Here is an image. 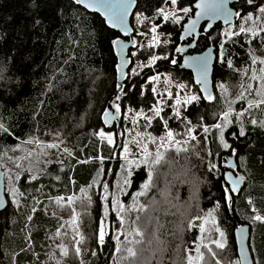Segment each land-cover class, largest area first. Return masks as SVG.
<instances>
[{
	"label": "trees",
	"instance_id": "16d2710c",
	"mask_svg": "<svg viewBox=\"0 0 264 264\" xmlns=\"http://www.w3.org/2000/svg\"><path fill=\"white\" fill-rule=\"evenodd\" d=\"M136 1L135 15L143 13L163 26L159 29L160 46L155 49H133L131 53L137 54L130 56L132 65L146 64L150 53L167 56V59L159 60L153 68H145L139 75H131L128 71L121 93L117 68L119 60L112 43L121 35L111 29L101 15L87 11L73 0H0V123L9 129L8 133L0 130V156L11 147L31 139L39 142L46 161L38 179L31 180L26 172L18 176L15 183L18 206L9 203V207L0 214L1 264H47L53 245L61 244L69 250L67 256L63 255L62 264H187L186 255H196L195 247L201 237L198 228L188 229V222L209 212L213 213L217 226L225 233L226 247L219 249L211 243L214 239H220L214 230L210 235L205 233L203 243L208 244L216 256L213 257L206 248L201 247L205 256L201 264H216V261L226 259L239 264L235 231L244 225L250 227L255 264H264V223L254 219L257 214L264 216V128L254 127L248 122L252 118L264 120L257 110L243 117L247 135L236 139L229 135L239 126L233 115L234 123L225 132V139L232 145L230 149L221 146L217 130L213 128L209 134H205L197 126L195 134L200 143L196 145L195 152H199L203 159L193 154L191 149L187 154L168 152L166 158L170 163L157 166V175L153 178L160 192L154 188L148 196L140 198L141 203L151 205L147 213L140 215L158 217L159 224L164 226L160 230L163 243L154 240L150 246H137L136 259L127 258L126 252L116 251L120 245L115 240V234L121 226L112 210L111 193L116 194L115 188L123 171V140L118 135L113 146L97 135L104 129L116 131L104 127L103 113L110 111L114 103H119L123 128L126 125V109L150 112L156 98L151 91L153 83L149 82V78L155 72H160L187 83L201 97L199 101L184 106L181 111L183 118L191 120L193 125L202 123L211 127L223 123L221 117L227 104L219 84H226L227 99L235 100L238 94L236 86L241 79L244 83H254V88L257 85L256 81L248 79L251 69L259 65H251L247 54L249 49H254L256 56L264 58V47L258 46L255 40L249 45V37H234L235 43L230 41L225 44L228 58L232 59L236 69L248 67V77H241L225 64L218 63L217 59L213 73V96L216 99L208 101L195 84L192 72L179 69L183 54L176 51L183 44V25L193 16V5L197 0H181L182 6L191 7L192 12L180 24L164 22L162 18L155 17L158 7L168 5L163 0ZM260 2L256 0L257 4ZM233 7L245 12L253 8L244 1ZM135 15L132 25L137 44L147 45L145 37L150 35L142 37L137 34L147 31V22L140 25ZM242 23L237 18L234 26L223 28L219 24L209 33H203L193 53H202L213 46L218 57L219 44L226 39L223 33ZM165 40L168 43H164ZM192 41L186 43L191 44ZM172 60L176 63L173 64ZM117 95L121 96L120 100H116ZM244 106L246 101H236L232 108L238 112ZM163 116L175 133L185 132L184 120H177L172 108H167ZM150 132L154 136L163 135V122L155 119ZM58 133L61 134L59 138ZM205 135L211 156L205 151ZM178 137L184 138L181 135ZM49 143H59L60 147H44ZM65 148L70 150L71 155L64 152ZM232 149L236 151L235 156L231 155ZM100 156L104 157L102 164L97 159ZM231 157H235L236 161L233 172L244 177V184L239 193H231L233 199L229 208L224 199V189L227 188L225 177L230 170L228 161ZM85 160L89 162H80ZM209 161L217 165L211 172L207 169ZM101 167L102 175L99 174ZM9 179L12 181L11 175ZM146 179L144 167L135 169L128 194L121 198L126 206L132 203L133 193L140 190ZM104 183L109 185L110 193L107 201L110 234L101 246L98 244V230L105 213ZM6 194L8 196L7 183ZM56 197L65 198L62 206L55 204ZM68 197L82 198L85 202L76 199L75 203L68 205ZM88 197H91L90 201ZM249 200L252 204L248 203ZM33 207L36 208L34 213ZM77 214L79 232L85 238L80 257L75 255L72 239L75 233L71 221ZM29 215L32 216L30 221ZM202 222L195 220L198 225ZM140 226L151 233L158 225L153 220L151 226L143 222ZM207 227L212 229L211 224ZM58 230L60 237L55 235ZM147 238L152 239L151 235ZM189 249L190 253L186 251Z\"/></svg>",
	"mask_w": 264,
	"mask_h": 264
},
{
	"label": "snow or ice",
	"instance_id": "6c2138e0",
	"mask_svg": "<svg viewBox=\"0 0 264 264\" xmlns=\"http://www.w3.org/2000/svg\"><path fill=\"white\" fill-rule=\"evenodd\" d=\"M73 2L76 5H83L86 8H91L96 12L102 13L106 19L107 23L114 29H120L121 32L125 37H128L132 34L134 31L133 27H129L128 25V17L131 14V9L135 6L136 0H73ZM244 2L247 5H252V11L245 12L243 9H236L233 11V9L228 7L229 0H200L198 4H196V7L200 9L199 12L196 13L197 19L192 20L191 24L188 27L187 35H191L192 32L195 31V25L197 23V20H199L202 17H208L212 20L215 19H223L226 24H230L232 17L235 16L239 18V20L243 21L242 24H238L235 28H233L231 31H225L223 33V36L226 38L223 42H220L219 48L220 51L218 53V63L225 64L228 68L233 69L234 72H237L241 77H248L249 68L244 67L242 69H236L233 65V61L229 57V54L227 52V49L225 48V44L229 43L230 41L232 43H235L234 37L237 36H245L249 37L247 40V43L250 45L252 44L253 40L256 41L257 45L260 47H264V0H261L259 4L256 3V0H244ZM163 3L168 4L171 6V10L166 9L163 6H160L156 9L155 17L156 18H162L164 22H171L173 24H180L182 20L181 13L184 15H187L188 13L192 12L191 7H185L182 6L181 0H163ZM135 19L138 21L140 25H144L145 22H147V31L145 32H138L137 34L144 37L150 35V41L147 45L137 44V41L133 38L131 43L133 47L143 48L147 47L149 49H155L160 46L161 44V33L159 32V29L163 26L162 24H159L156 22V19L152 17L145 16L143 13H137L135 15ZM211 23L208 24V28H211ZM112 43L115 45L117 50V55L121 56V64H120V72L121 76H124L125 73L123 71L124 66L131 63V60H125L123 58V50L128 47V45L124 44L121 39L118 37L113 39ZM164 43H168L167 40L164 41ZM185 49L183 48H177V52H183ZM254 49H249L248 56L250 58L251 65L259 64L261 67L258 69L253 68L251 69V76L248 77L250 81H256L257 85L254 88L253 84L251 82L244 83L243 79H241V82L236 86L238 88V94L236 96L235 100H228L227 99V93H228V86L224 83L219 84V88L222 90V93L225 94V102L227 104V109L223 111L222 113V121L223 123H216L212 125L211 127L203 125L202 123L198 125H193L191 120H187L186 118H183L181 116V107H184L186 105L192 104L193 102H197L201 99L200 96L196 94L192 95H186L184 98H180L177 94V97L175 98V108H174V116L177 120H184L185 122V132L184 133H175L168 125V120L164 118L161 113L164 112V106L167 104V100L164 99V96L166 94L167 99L171 100L173 99V93L168 90L166 93L164 92H158L157 88L153 87L151 91L155 93L157 96L160 97V100L151 107L150 111L152 112V115H148L143 110L136 111L134 109H126L128 112L134 113L133 116L130 117L132 123L138 124L139 120L142 118L146 122V127H151L153 119H159L163 122V135L161 136H153L152 133H141L136 132V137L130 140L129 142L125 143L123 147V159L125 161V164L122 166V170L125 173L122 182L117 185V187L120 189V192L123 195L128 194V188L131 187V177L135 174V169H139L140 167H144L147 172V179L146 181L141 185V188L139 191L133 193L132 196V203L129 205H125L122 201H120L115 193H111L113 196V207L112 210L115 211L116 216L118 218L119 224L121 226L120 230L116 232L115 234V240L119 247L116 248L117 252H126L127 258L136 259L138 257V248L137 246L141 245H151L153 241H159L160 243H163L160 237V230L164 227L162 224H159V218L158 217H151V216H144L142 217L141 213H147L149 207H151L148 203H141L140 198L148 196L149 192L152 191L154 188L159 193L160 190L157 187V185L154 183V176L157 175V166H163L165 164L170 163L169 159L166 158V155L168 152H174L176 154H179L181 152L183 153H189L190 149L192 150L193 154H195L198 158L203 159V157H200L199 152H195L196 145L200 143V141L197 138V135L195 134L196 127L199 126L202 128L203 132L205 134H209L211 130L214 128L218 131V139L221 144V146L224 149H230L232 148V145L228 143V141L225 139V132L228 131V128L233 125V115L237 118L236 122L238 123V129L235 131H232L229 133V135L233 138H239L244 137L247 135V132L245 130L244 126V120L243 117L247 115H252L253 110H257L260 112L261 116H264V58L258 57L254 54ZM137 53L132 52L130 53V56H135ZM167 59V56H161V55H153L150 53V59L148 60L147 64L140 63L137 64V68L143 69L145 67H153L156 65L157 61ZM208 60L209 57H192L190 60H186V64L189 67H193L197 72V78L196 83L203 85V91H204V98L208 101H213L216 99L215 96H213L210 92H208L207 88V66H208ZM172 63L175 64L176 61L172 60ZM131 75H139V72L136 70V68L132 69ZM203 77V78H201ZM161 80L160 74L153 75L149 78V82H159ZM166 82L171 85L172 81L170 77L165 78ZM177 89H179L181 92L184 91L185 88H187V85L185 84H176L174 85ZM121 88V93H123V86H119ZM134 87V86H133ZM49 88H51V85H49ZM247 94V95H246ZM248 96H254L253 99H248ZM121 96L117 95L116 100H120ZM236 101H246V106L242 107V109L238 112L234 111L232 108V105L236 103ZM113 107L115 109L116 113L121 112V106L119 103H114ZM104 115V122L106 124H109L111 120H115L116 116H113L112 112L105 111L103 113ZM201 121L203 118H200ZM252 126L254 127H260L264 128V120H258L256 118H252L248 121ZM0 130H2L5 133L9 132V129L5 127L3 123H0ZM61 134L58 133L57 137L59 138ZM97 135L103 139L106 140L109 145L115 146L114 141V133H105L103 130L99 131ZM181 135L184 136L183 139H177V136ZM34 140H27L25 143H34ZM63 141H61L62 143ZM195 142V144L193 143ZM204 143H205V151L208 156H211L212 153L210 150L207 149V135L204 137ZM156 145V148L154 151H150L148 148V145ZM130 145H134L138 148V155L139 158H132L137 154H134L131 150ZM46 148L55 149L59 148V143H49L47 145H44ZM64 152L69 153L71 155V152L69 149L65 148ZM231 155L235 156L236 151L235 149H232ZM97 159L101 162H103L104 157L100 156L97 157ZM81 163H88L89 161H80ZM229 167L235 168L236 165L229 163ZM217 168V165L214 163H211L210 161L207 164L208 171H213ZM100 175L103 174V168L101 167ZM19 179V177H17ZM38 179L37 176H32L31 180ZM59 179V177H57ZM227 180L231 184V189L228 188L224 189L225 196L224 199L226 201V204L228 207H231L232 204V195L231 193H239L240 192V184L243 182L244 177L240 176L239 179H233V173L228 172L227 173ZM95 183V181H94ZM103 187V200L105 201V219L107 217V209H108V198H109V185L107 183H104L102 185ZM81 191H84L81 189ZM20 195H23V193H20ZM64 197H56L54 198V202L58 206H62L64 202ZM76 199H80L81 203H84L85 201L82 198H73L68 197L67 198V204L72 205L76 202ZM89 201L91 197L87 198ZM154 199V198H153ZM39 203V201H37ZM155 203H159V201H155ZM249 204H252V201H248ZM18 206V205H17ZM219 207V204H217V208ZM36 211V208H32V212L34 213ZM74 211V210H73ZM253 211H256L255 208H253ZM135 213V215H133ZM55 215V213H53ZM32 219V216H28V220L30 221ZM255 220L264 222V216L256 215L254 217ZM153 220H156L157 227L153 228L151 233L147 232L146 228H142L141 222H143L146 225L151 226L153 224ZM195 220H202L203 222L201 224H196ZM73 227V232L75 235H73L72 239L75 243L74 252L77 257H80L82 255V248L81 245L84 243V236L82 233L79 232V215L77 214L74 216V218L71 221ZM211 224L212 229H209L207 225ZM192 228H198L199 232L201 234L200 237V243L196 245L195 247V253L196 255L193 256L191 254L186 255V261L187 264H201V262L204 260V252L201 251V247L206 248L209 253L213 257L216 256V252L213 251V249L208 245L204 244L203 241L205 239V233L209 234L211 233V230H214L216 233L219 234L220 239H214L211 241L212 244L215 245L216 248L224 249L226 247V237L225 233L221 231V229L217 226V221L213 217V213L209 212L206 216H196L194 220H190L188 222V229ZM106 227H105V220L100 221L99 230H98V244L104 245L105 243V236H106ZM56 237L61 236V232L58 230L56 232ZM63 235H67V233H63ZM151 235L152 239H148L147 237ZM175 235V233H173ZM79 237V239H77ZM121 237L124 238L123 241H121ZM130 245V246H129ZM58 247L61 248L62 253L64 256H67L69 254L68 248L61 244L58 245ZM188 253L191 252V249L186 250ZM93 255L95 253L93 252ZM216 264H220L219 261H216Z\"/></svg>",
	"mask_w": 264,
	"mask_h": 264
},
{
	"label": "rangeland",
	"instance_id": "374dc122",
	"mask_svg": "<svg viewBox=\"0 0 264 264\" xmlns=\"http://www.w3.org/2000/svg\"><path fill=\"white\" fill-rule=\"evenodd\" d=\"M166 9L171 10V6L167 5L164 6ZM188 13L187 15H184L183 13H181V16L183 17L181 20V23L187 19L189 17ZM138 22V21H137ZM231 27V26H230ZM136 39V36H135ZM147 42L146 44H148V42L150 41V37L146 38ZM138 47H136L135 49H137ZM158 62V61H157ZM147 64V63H146ZM157 64V63H156ZM137 63H133V65H131L129 71L131 73L132 69L136 68V70L140 73L142 70H144L145 68H149V67H145L142 70L137 68ZM155 66V65H154ZM153 66V67H154ZM259 67H261V65H257L255 66L256 69H258ZM152 68V67H150ZM156 74H160L161 76V80L159 82H152L153 83V87L157 88L158 92H164L166 93V91L170 90L173 93V99L168 100L167 96L165 94L164 99L167 100V104L164 106V111L167 108H173V112H174V108H175V98L177 97V94L179 95L180 98H184L186 95H192V94H196L191 87H189L187 85V83L185 82H180L177 81L176 79H174L173 77H171L170 74L168 73H160V72H155L154 75ZM166 77H170L172 84L169 85L165 78ZM176 84H185L187 85V88L184 89L183 92H181L179 89H177L174 85ZM254 86V83H252ZM156 95V94H155ZM199 96V95H198ZM157 99H160L159 96H157ZM255 98L254 96H251L250 99ZM189 106V105H188ZM186 107V106H185ZM184 107H181V111ZM113 110L114 107L112 108ZM111 109V110H112ZM148 115H152V112H145ZM134 113L132 112H128L125 111L124 114V121L126 122V125H124L123 128H121V133H122V140H123V145L127 142H129L130 140H132L133 138L136 137V132H141V133H151L150 132V128L151 127H146V122L141 118L139 120L138 124H133L130 117L133 116ZM162 115V113H161ZM155 119H153L154 121ZM152 121V123H153ZM152 126V124H151ZM105 133H114V141L115 144L117 142L118 139V133L114 130V131H107V130H103ZM153 135V134H152ZM154 136V135H153ZM177 139H182L180 137L177 136ZM102 141H106L101 139ZM41 147L39 142H34V143H19L13 147H11L7 152L4 153L3 156H0V164L2 165L3 169L5 170L6 174H9V177L6 178V183H7V193H8V200L9 203H12L14 205H17L19 203V197L16 193V180L17 177L19 175H22L23 173H29L30 176H38L41 174V172L44 170V166L46 164V161L44 159L43 154L41 153V149L39 148ZM131 150L135 155L132 158H139L138 155V148L134 145H130ZM148 148L150 151H154L156 148V145H152L149 144ZM121 158L125 164V161L123 159V150L121 151ZM233 161L234 163H236L235 161V157H231L229 159V162ZM10 175L12 178V181H10ZM125 173L122 171L121 176L118 180V184H120L122 182V179L124 177ZM117 184V185H118ZM116 191V197L120 200L123 196V194L120 192V189L117 187L115 188ZM105 212V211H104ZM108 217V216H107ZM105 219V213H104V219L105 220V227H106V236H105V241L108 238L109 234H110V223H109V219ZM52 252L50 254L49 260L47 264H62V258H63V253L60 247H58V245H53L52 248ZM0 264H1V259H0ZM220 264H234L231 263V259H226V260H220Z\"/></svg>",
	"mask_w": 264,
	"mask_h": 264
},
{
	"label": "water",
	"instance_id": "95a60500",
	"mask_svg": "<svg viewBox=\"0 0 264 264\" xmlns=\"http://www.w3.org/2000/svg\"><path fill=\"white\" fill-rule=\"evenodd\" d=\"M242 1H244V0H229L228 7L233 9V11H235L236 9L233 6L235 4H239ZM199 2H200V0H197L196 3L193 5L194 14L183 25V29H182V32H181V41L182 42H186L188 40H193V41L189 45H185V46H180L179 47V48L185 49L183 52H177V53L183 54L182 63L179 66V69H183V70L192 72L193 77H194V82H195V84L197 86H199L201 94L204 96L205 94H204V91H203V85L196 83L197 72H196V70L193 67L187 66L186 60H190L192 57H205V56H208L209 60H208V66H207V69H208L207 70V81H208L207 88H208V92H210L212 95H214L213 73H214V66H215V64L217 62L216 48L212 46V47L208 48L206 51H204L202 53H193V52L196 49L197 42H198L200 36L202 35V28L203 27H204V32L205 33H209L215 26H217L219 24L222 25L223 28H227L229 26H234L236 24V22H237V17L233 16L230 24H226L223 19L212 20V19H210L208 17H202L199 20H197V23L195 25V31L192 32L191 35H187L186 33L188 31L189 25L191 24V21L197 19L196 13L200 11V9H198L196 7V4H198ZM80 6L85 8L87 11H89L91 13H98L99 15L102 16V18L107 23V19L102 13L96 12V11H94L91 8H86L83 5H80ZM136 10H137V1L135 3V6L131 9V14L128 17V25H129V27H133L132 20H133V17L135 15V13H136ZM210 23H211L212 27L208 28V24H210ZM107 25L111 29L119 32V34L121 35L120 39L123 41L124 44L128 45V47L123 50V58L125 60H131L130 53H131V51L133 49L136 48V47H133L132 43H131L132 39L133 38L135 39V34H136L135 30L132 32V34L130 36L125 37L120 29H114L108 23H107ZM190 52H192V53H190ZM117 57H118V60H119L118 67H117L118 68V84L120 86L121 85L123 86L125 81H126V79H127V77H128V71H129V69H130V67L132 65V61H131V63H129L126 66H124L123 71H124L125 75L121 76V72H120L121 56L117 55ZM201 78H203V77H201ZM119 92H121V88H120ZM110 112H112L113 116H116V119L115 120H111V118H109L111 122L109 124H106L104 122V117H103V125L108 130L116 129V132H118V135L122 136L121 126H122V122H123V116H122L121 112L120 113H116L115 110H113V109L110 110ZM229 163H232V164L236 165V163H234L233 161H230ZM229 163H228V167H229ZM229 168H230L229 172L233 173V179H239V177L241 175H236L233 172V170H235L236 167L235 168L229 167ZM225 181H226V184H227V188L230 190L231 189V184L227 180V174H226V177H225ZM243 184H244V180L240 184V190L242 189ZM8 207H9V200H8L7 194H6V172L3 169L2 165L0 164V214L3 213ZM235 239H236V246H237L238 258H239V264H255V259H254L253 252H252V249H251L250 227L247 226V225H244V226H241V227L237 228L236 231H235Z\"/></svg>",
	"mask_w": 264,
	"mask_h": 264
},
{
	"label": "flooded vegetation",
	"instance_id": "af4514ba",
	"mask_svg": "<svg viewBox=\"0 0 264 264\" xmlns=\"http://www.w3.org/2000/svg\"><path fill=\"white\" fill-rule=\"evenodd\" d=\"M202 31H203L202 34L205 33V32H204V27L202 28ZM186 42H187V41H186ZM186 42H182L183 44H182L181 46L189 45V43H186ZM190 53H192V52H190ZM182 59H183V58H182ZM228 163H229V161H228Z\"/></svg>",
	"mask_w": 264,
	"mask_h": 264
},
{
	"label": "built area",
	"instance_id": "2783aa9c",
	"mask_svg": "<svg viewBox=\"0 0 264 264\" xmlns=\"http://www.w3.org/2000/svg\"><path fill=\"white\" fill-rule=\"evenodd\" d=\"M155 94V93H154ZM155 97H156V95H155ZM160 99H157V97H156V103L159 101ZM151 112V111H150ZM162 115H163V113H162ZM257 215H259V214H257ZM264 223V222H263Z\"/></svg>",
	"mask_w": 264,
	"mask_h": 264
}]
</instances>
